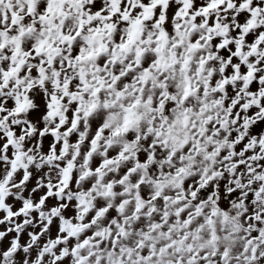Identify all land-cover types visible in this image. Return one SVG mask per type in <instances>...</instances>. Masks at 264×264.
Returning a JSON list of instances; mask_svg holds the SVG:
<instances>
[{
  "label": "snow or ice",
  "instance_id": "6c2138e0",
  "mask_svg": "<svg viewBox=\"0 0 264 264\" xmlns=\"http://www.w3.org/2000/svg\"><path fill=\"white\" fill-rule=\"evenodd\" d=\"M0 264H264V0H0Z\"/></svg>",
  "mask_w": 264,
  "mask_h": 264
}]
</instances>
